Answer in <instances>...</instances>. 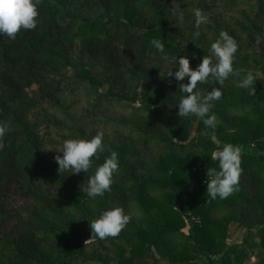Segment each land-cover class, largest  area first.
I'll return each instance as SVG.
<instances>
[{
    "label": "trees",
    "instance_id": "16d2710c",
    "mask_svg": "<svg viewBox=\"0 0 264 264\" xmlns=\"http://www.w3.org/2000/svg\"><path fill=\"white\" fill-rule=\"evenodd\" d=\"M193 8L230 20L212 17L215 26L202 24L194 38ZM38 10L35 29H22L14 40L0 36V121L10 123L0 140V264H247L244 248L226 242L233 221L261 226V257L250 264H264V153L254 151H264V88L256 74L264 73V44L257 42L264 38V0H40ZM221 30L245 43L253 58L249 64L244 56L245 67L237 69L235 56L240 75L222 87L212 78L198 83L202 94L221 87L211 109L213 132L199 117L177 115L181 82L167 73L180 56L198 66ZM153 39L164 43L167 63ZM109 70L119 79L103 90ZM248 71L257 78L254 87H237ZM122 76L134 82L131 95ZM61 92L78 98L72 108L88 103L86 123L112 107L130 110L111 120L119 136L93 164L113 150L119 154L103 197L90 200L81 191L91 170L60 174L41 152L54 127H66L31 113L47 104L60 108ZM194 121L198 135L190 139ZM77 130L76 137L86 136ZM217 142L243 149L239 191L225 200L206 192ZM112 205L131 219L118 236L100 240L90 221Z\"/></svg>",
    "mask_w": 264,
    "mask_h": 264
},
{
    "label": "clouds",
    "instance_id": "9594fccd",
    "mask_svg": "<svg viewBox=\"0 0 264 264\" xmlns=\"http://www.w3.org/2000/svg\"><path fill=\"white\" fill-rule=\"evenodd\" d=\"M40 0H0V36L15 39L18 32L23 30H33L36 28L39 16ZM194 17V27L197 31L193 32V37L198 38V30L202 24L208 22V17L200 8L191 10ZM180 22H183V12L175 13ZM152 47L161 54V60L168 62L169 56L165 52V45L160 39L151 40ZM238 45L233 36L227 31L221 30L218 38L211 42L209 55H204L201 62L195 68L190 67L187 56L175 58V72L173 68L168 70L167 76L179 81L180 98L178 102L177 115L181 118L189 116L199 117L205 129L215 130L217 117L211 112L214 103L219 101L222 96L221 87L225 81L234 75H240L234 71L233 61L237 52ZM187 77V83L184 79ZM210 78L221 87H213L206 94H202L197 87L198 83L203 84ZM256 76L253 72L244 73L237 84L241 89L254 87ZM10 123L0 121V140L9 131ZM103 132H97L88 137H73L62 141L59 149L62 155H56L58 172L76 174L81 171L91 174L87 183L81 187V191L91 200L96 197H103L106 192L111 190L114 174L119 169V154L111 151L104 156L101 163L99 161L102 153L105 152L103 143ZM215 141V136L213 135ZM0 143V148H3ZM242 147L230 142L216 143V149L210 154L212 161L216 162V167H208L206 172V192L207 195L215 200H225L234 192L239 191V180L241 175V156ZM131 217L124 209L117 205L109 206L90 221L92 236L100 240L108 237H116L129 223Z\"/></svg>",
    "mask_w": 264,
    "mask_h": 264
},
{
    "label": "rangeland",
    "instance_id": "374dc122",
    "mask_svg": "<svg viewBox=\"0 0 264 264\" xmlns=\"http://www.w3.org/2000/svg\"><path fill=\"white\" fill-rule=\"evenodd\" d=\"M219 21H228L230 20L229 16H224L221 13L215 12L211 17H208V26H215L214 22H216L214 19L212 20V17H215ZM205 28V27H204ZM208 29V28H207ZM258 45L264 44V38H260L257 40ZM238 49L235 54L236 57H238L237 62V69L238 68H244L245 65L243 64V58L247 55L249 64L251 62V59L253 58V52L250 48L246 46L245 43H241L237 41ZM110 75L109 81L107 84L103 87V90L107 89L111 82L117 81L119 77L116 75L113 76V72L110 70L106 73ZM256 74L259 76L260 84L264 88V73L259 70L256 72ZM124 81V87L125 92L129 95H131L135 91V85L132 79L129 77H123ZM123 81H120V86ZM161 83V78L155 80L154 86ZM118 88V85H117ZM59 106L60 108H63L62 110L68 108L69 111L67 113H64L60 108H57L56 105L53 104H47L43 108L39 110H34L31 113V118L34 120H47V119H57V121L64 123L66 129L63 130L58 127H54V130H52V133L50 134L49 142L47 141L46 144L42 147V154L51 160H55L56 155H62V153L58 152L56 149H59V147L62 144V141L67 138L76 137V133L78 132L77 129L80 131H84L85 135L88 137H91L95 135L97 132H103V143L106 146L107 143L111 139H113L114 136H119V132H116L115 129L111 126V120L116 117L119 118L122 115L128 114L127 107L124 105H121L119 107H112L109 112L104 113V115L100 116L98 119H95V121H91L90 123H86V118L88 115V111H90L88 103L85 102L80 103L79 105L74 106L73 108L70 107L72 104H74L78 98L75 96H71L66 92L59 93ZM140 99L136 103V106L139 105ZM71 108V109H70ZM174 110L178 112V107H174ZM130 111V110H129ZM78 117V118H77ZM112 117V118H111ZM81 118V119H79ZM73 119V122H72ZM66 123V124H65ZM69 126V127H67ZM197 122H193V130L192 135L190 139L196 137L198 135V131L196 130ZM82 128V129H81ZM112 136H108L111 135ZM254 151L256 154L264 153V151L259 150L258 148H254ZM153 158L155 155L152 156ZM56 162V160H55ZM54 162V163H55ZM188 227L184 230L188 232ZM259 228L261 226L253 227L252 229L247 228L243 226L239 221H233L229 225L228 230V236H227V245L228 246H237L238 248H244V253L246 254V263L250 264L253 262H256L261 257V236L259 235ZM114 248V247H113ZM114 250V249H113ZM112 256V255H111ZM217 264V263H215Z\"/></svg>",
    "mask_w": 264,
    "mask_h": 264
}]
</instances>
